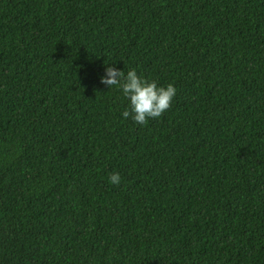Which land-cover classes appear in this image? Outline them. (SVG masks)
<instances>
[{
  "label": "trees",
  "instance_id": "16d2710c",
  "mask_svg": "<svg viewBox=\"0 0 264 264\" xmlns=\"http://www.w3.org/2000/svg\"><path fill=\"white\" fill-rule=\"evenodd\" d=\"M0 264H264V0H0Z\"/></svg>",
  "mask_w": 264,
  "mask_h": 264
},
{
  "label": "clouds",
  "instance_id": "9594fccd",
  "mask_svg": "<svg viewBox=\"0 0 264 264\" xmlns=\"http://www.w3.org/2000/svg\"><path fill=\"white\" fill-rule=\"evenodd\" d=\"M100 82L111 87L116 86L128 104L121 116L131 117L143 125L148 118L159 117L170 105L176 93L173 84L158 86L155 80L147 79L130 68L126 73L116 67L105 66V75ZM108 180L112 184L120 183V175L113 172Z\"/></svg>",
  "mask_w": 264,
  "mask_h": 264
}]
</instances>
